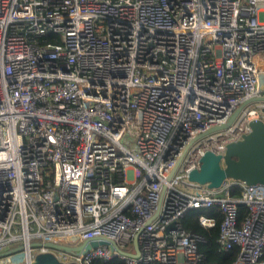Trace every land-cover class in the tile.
Here are the masks:
<instances>
[{"label": "built area", "instance_id": "2783aa9c", "mask_svg": "<svg viewBox=\"0 0 264 264\" xmlns=\"http://www.w3.org/2000/svg\"><path fill=\"white\" fill-rule=\"evenodd\" d=\"M262 97L264 0H0V264H207L180 219L212 207L233 264H264V184L187 179Z\"/></svg>", "mask_w": 264, "mask_h": 264}, {"label": "water", "instance_id": "95a60500", "mask_svg": "<svg viewBox=\"0 0 264 264\" xmlns=\"http://www.w3.org/2000/svg\"><path fill=\"white\" fill-rule=\"evenodd\" d=\"M254 101H264V97L251 99L246 104ZM243 106L234 113L231 120L234 119ZM250 128V133L245 135L242 140L227 145L223 156L214 155L210 152L205 153L201 159L200 169L190 172L187 178L188 181L207 188H218L228 179L243 182L246 185L264 184V121H252ZM97 244L96 242H91L92 247ZM36 245V243H32V246ZM43 245L50 248L70 249L51 243H44ZM110 247L118 249L116 244H111ZM21 249L22 246H18L6 253L19 252ZM71 249L76 251L80 247ZM32 264L62 263L57 261L52 254L42 253L35 257Z\"/></svg>", "mask_w": 264, "mask_h": 264}, {"label": "trees", "instance_id": "16d2710c", "mask_svg": "<svg viewBox=\"0 0 264 264\" xmlns=\"http://www.w3.org/2000/svg\"><path fill=\"white\" fill-rule=\"evenodd\" d=\"M231 194L233 196H240L241 186L236 184L231 186ZM247 214V207L244 205H238L237 218L240 224ZM205 215L215 219L216 223L211 228H203L198 223V217ZM222 215L217 207L212 208H200L187 211L180 219V225L182 229L187 232L197 234L201 237V241L198 243V251L203 255L204 261L207 264H233L236 260L238 249L233 247L230 250H222L216 242L219 231V223ZM264 261V256H263ZM92 264H125L123 261L115 258L109 262H103L101 260H95ZM141 264H156V263H141Z\"/></svg>", "mask_w": 264, "mask_h": 264}, {"label": "rangeland", "instance_id": "374dc122", "mask_svg": "<svg viewBox=\"0 0 264 264\" xmlns=\"http://www.w3.org/2000/svg\"><path fill=\"white\" fill-rule=\"evenodd\" d=\"M221 164H223V162H221ZM39 254H42V253H35V254H34L33 262H34V260H35V257H36L37 255H39ZM46 254H50V253H46Z\"/></svg>", "mask_w": 264, "mask_h": 264}]
</instances>
